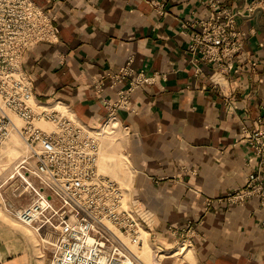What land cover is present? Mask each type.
<instances>
[{"label": "crops", "instance_id": "crops-1", "mask_svg": "<svg viewBox=\"0 0 264 264\" xmlns=\"http://www.w3.org/2000/svg\"><path fill=\"white\" fill-rule=\"evenodd\" d=\"M36 1L60 28L58 41L33 44L25 54L38 101L69 106L97 128L129 83L114 76L130 59L135 71L159 74L114 112L130 193L149 209L152 242L168 252L161 264L184 262L171 253L181 243L193 264H264V197L226 198L261 169L247 137L264 127V12L238 17L242 51L224 74L189 49L200 20L213 13L209 0H157L162 7L148 0ZM56 234L0 216V264H48Z\"/></svg>", "mask_w": 264, "mask_h": 264}, {"label": "built area", "instance_id": "built-area-1", "mask_svg": "<svg viewBox=\"0 0 264 264\" xmlns=\"http://www.w3.org/2000/svg\"><path fill=\"white\" fill-rule=\"evenodd\" d=\"M221 1L209 0L213 13L200 20L201 29L191 35L189 49L196 61L215 63L227 74L242 51L244 32L237 28V19L264 12V0L234 7L221 6ZM59 30L56 16L36 0H0V149L15 132L24 141L26 156L9 177L21 175L25 183L17 189L33 192L29 202L11 212L28 225L55 229V238L48 240L52 246L48 264H136L109 225L133 235H139L143 226L150 231L149 209L128 186L100 170L101 131L82 122L69 106L38 101L24 64L31 45L58 41ZM158 75L135 71L131 59L121 67L115 81L128 77L129 83L119 90L117 101H109L112 111L105 123L120 125L114 108L128 107L132 91L153 83ZM42 120L48 124L39 123ZM247 140L260 157L261 169L227 193L231 203L255 194L264 197V127L252 129ZM31 174L38 182L28 177Z\"/></svg>", "mask_w": 264, "mask_h": 264}, {"label": "rangeland", "instance_id": "rangeland-1", "mask_svg": "<svg viewBox=\"0 0 264 264\" xmlns=\"http://www.w3.org/2000/svg\"><path fill=\"white\" fill-rule=\"evenodd\" d=\"M39 123L44 126L48 124L43 120L39 121ZM97 128L101 131L100 136L103 142L100 170L116 178L124 186H128L127 176L129 175V169L126 170L128 161L124 154V132L121 125L103 123ZM26 153V144L16 132L0 149V183L3 184L0 188V216L15 223L21 221L12 214L11 208L25 204L33 197V192L27 189L22 190L21 187L17 189L18 185L25 183L21 175L16 174L13 177H9L10 172L15 170L21 159L26 156ZM30 160L32 162L35 161L33 158ZM23 174L25 175L24 170ZM28 177L38 182L36 175L31 174ZM109 226L111 231L116 233L124 243L125 250L132 255L136 264H161L162 259L168 253L152 242L150 233L144 226L139 230V235L120 231L111 224ZM171 253L175 254V259L177 257H180L181 260L184 259L181 264H193L192 256L183 243Z\"/></svg>", "mask_w": 264, "mask_h": 264}, {"label": "bare ground", "instance_id": "bare-ground-1", "mask_svg": "<svg viewBox=\"0 0 264 264\" xmlns=\"http://www.w3.org/2000/svg\"><path fill=\"white\" fill-rule=\"evenodd\" d=\"M13 172H14V170H12L11 172H10V174L12 175L13 174ZM143 248V247H142ZM143 250V249H142ZM141 252V251H140Z\"/></svg>", "mask_w": 264, "mask_h": 264}]
</instances>
